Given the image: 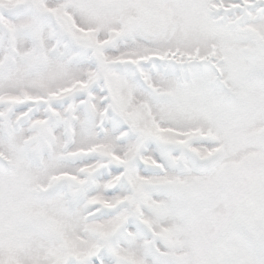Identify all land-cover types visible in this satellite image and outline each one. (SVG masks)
Wrapping results in <instances>:
<instances>
[{
    "label": "snow or ice",
    "instance_id": "6c2138e0",
    "mask_svg": "<svg viewBox=\"0 0 264 264\" xmlns=\"http://www.w3.org/2000/svg\"><path fill=\"white\" fill-rule=\"evenodd\" d=\"M0 264H264V0H0Z\"/></svg>",
    "mask_w": 264,
    "mask_h": 264
}]
</instances>
